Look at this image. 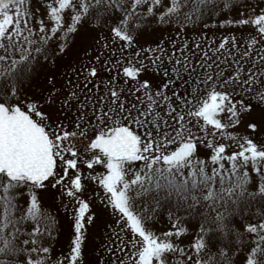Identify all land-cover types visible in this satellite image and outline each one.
Here are the masks:
<instances>
[{"label": "snow or ice", "instance_id": "obj_1", "mask_svg": "<svg viewBox=\"0 0 264 264\" xmlns=\"http://www.w3.org/2000/svg\"><path fill=\"white\" fill-rule=\"evenodd\" d=\"M90 228L96 264H264V0H0V264Z\"/></svg>", "mask_w": 264, "mask_h": 264}, {"label": "rangeland", "instance_id": "obj_2", "mask_svg": "<svg viewBox=\"0 0 264 264\" xmlns=\"http://www.w3.org/2000/svg\"><path fill=\"white\" fill-rule=\"evenodd\" d=\"M33 3L35 5V0H33ZM236 16V13H232L231 16L228 18H233ZM225 17H220L219 19H224ZM209 23L208 28H204L203 23H199L196 25H189L187 29L183 33V38L188 40L189 43H193L194 41L197 40H207L209 42L215 41L219 42V40L223 36H228V35H234L237 37V39L243 43L242 36L246 35L247 32L250 30L246 26H241V27H236L234 25H225L224 27H221L219 25V22L217 21L215 26H212L211 21H206ZM155 27V26H154ZM179 29L176 27H164V32H165V37L171 35L173 38L177 39V42H179V37H176V32ZM66 59H68L66 57ZM53 212L56 211L55 208L51 209ZM59 221L58 225V232L55 233V239L52 241L54 248L57 251L60 250H67V243L69 239V228H68V223L67 219L65 218L63 211L61 210L60 215L57 217ZM98 225L101 224V221L97 222ZM157 229L160 231L167 230L170 225L168 224L167 220L164 219L160 224H158ZM190 233L194 231L193 226H190L189 228ZM98 229L97 228H90L89 229V235L90 239L87 245V250L85 253V258H84V264H96V257H97V251L98 249L96 248V245L99 244V239L94 238L96 236ZM185 243H187L188 240L191 239V235H187L183 237ZM115 259L114 257L111 256L110 253H105L104 255V262L105 264H111V261Z\"/></svg>", "mask_w": 264, "mask_h": 264}]
</instances>
